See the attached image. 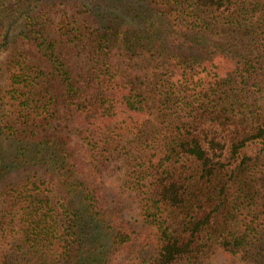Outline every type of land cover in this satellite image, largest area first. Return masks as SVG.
Returning <instances> with one entry per match:
<instances>
[{
    "label": "trees",
    "instance_id": "16d2710c",
    "mask_svg": "<svg viewBox=\"0 0 264 264\" xmlns=\"http://www.w3.org/2000/svg\"><path fill=\"white\" fill-rule=\"evenodd\" d=\"M112 160L133 264H264V0H0V264H121Z\"/></svg>",
    "mask_w": 264,
    "mask_h": 264
},
{
    "label": "rangeland",
    "instance_id": "374dc122",
    "mask_svg": "<svg viewBox=\"0 0 264 264\" xmlns=\"http://www.w3.org/2000/svg\"><path fill=\"white\" fill-rule=\"evenodd\" d=\"M125 115H121L117 118L119 122L118 127L125 125L126 121L122 118ZM144 119L143 115H139L138 119L131 120L126 126H134L136 123H139ZM130 126V127H131ZM70 133L72 134L73 126H68ZM123 165L118 160H112L111 163L104 169L102 179L107 188L108 198L112 203H117L119 207L123 208L124 219L128 221L131 227L139 233L136 245H134L131 250L123 254L120 260L121 264H133V258L137 255L138 251L142 254L150 253L151 243H152V233L153 229L144 225L141 222L139 203L137 198L131 197L125 193H121L119 190V183L123 180ZM219 259L217 262L219 263Z\"/></svg>",
    "mask_w": 264,
    "mask_h": 264
}]
</instances>
